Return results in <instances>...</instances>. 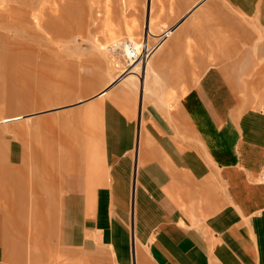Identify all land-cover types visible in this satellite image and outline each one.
Wrapping results in <instances>:
<instances>
[{
  "label": "rangeland",
  "instance_id": "obj_1",
  "mask_svg": "<svg viewBox=\"0 0 264 264\" xmlns=\"http://www.w3.org/2000/svg\"><path fill=\"white\" fill-rule=\"evenodd\" d=\"M236 1L153 0L156 13L151 22L147 48L153 54L160 42L164 54L157 71L149 70L145 79L142 112L144 138L148 136L145 134L146 112L153 109L161 118H166L167 112L177 111L178 103L188 93L193 94L199 77L211 67H220L224 71L227 80L234 86L240 110L253 112L254 109L264 116V21L259 15L264 0H260L259 4H255L254 0H243L245 4ZM145 12L146 0H0V241L4 248L0 264L64 263L60 259L61 253L59 263L46 256V252L55 256L60 252V245L56 243L60 229H55L53 225L56 226L57 215L54 213L57 197L61 194L58 185L61 184L53 179L41 181L43 170L37 153L41 145L38 130L44 125L42 118L54 115L57 117L54 121L57 130L77 131L73 133V142H70L71 136L66 132L68 144L83 146L84 143L101 140L105 149L103 153L108 154L104 148V141L108 138L104 105L112 90L124 87L127 91L125 96L134 98L136 113L138 66L141 65L126 71L123 52L109 47L117 39L133 41L126 27L135 24L141 30L131 37L139 46ZM109 26L118 29L115 39L108 36ZM215 28L223 30L219 32L223 37L218 33L217 38L230 41L227 57L216 54L214 42L209 41V37L213 36L214 39V34L218 32ZM172 37L175 38L174 42L170 41ZM47 99H53V107ZM97 113L100 114L99 122L93 125V130L100 133L99 140L96 133L90 131V126L85 125V121H94ZM136 117L135 114L134 122ZM207 118L206 185L187 187L189 194L185 195L183 203L179 199L175 207H169L167 214L170 218L174 214H184L187 220L181 224L191 229L199 223L203 224L202 235L207 238L205 264H232V261L235 264L236 253L225 237L231 223L226 218L233 214L217 181L215 125L209 112ZM262 123L264 139V119ZM78 135L81 140L78 139L76 143ZM178 136L186 141L183 146L169 142L166 150L169 157L174 158V164L184 166L186 171L192 158H196L194 153H190L194 152L191 147L194 141L187 139V132ZM190 138L193 137L190 135ZM139 157L140 166H145L144 155L140 151ZM167 165L171 166L170 173L168 167L165 172L172 178V165L163 163L160 166L165 168ZM154 167L158 169L159 166ZM8 171H16L18 177L28 179L33 188L27 197L14 195L9 186L6 189ZM259 178L264 180V166ZM104 179L96 181L97 185L103 184ZM77 182L87 187L85 180ZM14 183L22 184L21 181ZM38 184L40 186H36ZM47 189L55 195L53 212H50L51 226L46 231L41 219L46 211L44 198ZM10 199L12 205L8 204ZM102 206V202H98L99 213L103 211ZM188 211L199 214L195 224V213L193 216L190 213L193 226H188L191 222V219L188 221ZM38 222L42 223L43 228L41 245L23 244L21 241L30 240L34 227L38 228ZM128 231L130 236V229ZM260 233L257 232L254 242L259 252L258 264H264V260H261L264 247L260 243L264 241V233ZM6 241L12 243L9 245ZM217 245L222 247L224 255L216 248ZM64 254L63 257H69V252ZM224 257L225 260H222ZM249 264L254 263L251 261Z\"/></svg>",
  "mask_w": 264,
  "mask_h": 264
},
{
  "label": "crops",
  "instance_id": "obj_2",
  "mask_svg": "<svg viewBox=\"0 0 264 264\" xmlns=\"http://www.w3.org/2000/svg\"><path fill=\"white\" fill-rule=\"evenodd\" d=\"M237 2L245 4L243 0ZM254 3L259 4L260 0H254ZM259 12L264 21V7L260 8ZM215 29L218 32L214 34V39L210 36L212 38L209 37V41L214 42L215 53L224 57L230 52L227 47L230 41L217 38L216 35L223 30ZM112 91L104 105L108 127L104 148L108 150V154L103 153L105 149L101 140L78 146L76 143L78 139L81 140L78 135L75 139L76 146L68 144L66 132L71 136L70 142H73V133L77 131H57L56 125L54 127L57 117L54 115L49 114L42 118L44 125L38 130L40 136L44 134L40 139L42 146L39 145L37 151L40 161L43 162L42 170L44 168L41 181L53 179L61 184L58 185L61 194L57 197L54 215L60 220V241L58 239L56 243L60 245L62 255L69 252L68 258L61 255L63 264H134L132 250L135 251V264H205L207 238L202 235L203 224L199 223L191 229L182 225L187 220L184 214H174L170 218L167 213L169 207H175L179 199L183 203L185 195L189 194L188 188L193 185H206L207 112L215 125L214 157L217 164V181L233 214L232 217L226 218L231 223L225 231V237L229 239L236 253L235 264H249L251 261L258 264L259 252L254 239L257 232H261V235L264 233V180L259 178L264 166V139L261 131L264 116L254 109L253 112L248 109L240 110L234 86L227 80L224 71L220 67H211L199 77L193 94L188 93L183 101L178 103L177 111L167 112L166 118H161L153 109L146 112L145 134L148 136L146 139L142 133L140 142L143 139L144 142L139 150L140 154L144 155L145 166H140L139 157L133 176L132 150L137 137L136 121L134 122L135 101L130 95L125 96L127 91L124 87ZM46 101L54 106L53 99ZM99 117L100 114L97 113L94 121H85V125L88 128L90 126V131L96 133L98 140L100 133L96 129L93 130V125L99 122ZM76 122L78 124V121ZM184 132L189 133L187 139L194 141V145L191 144L194 152L190 153H194L196 157L192 158L186 171L184 166L178 167L174 164V158L169 157L166 150L169 148V142L183 146L186 141L178 134ZM190 135L193 138H190ZM62 159H66L65 164ZM163 163L172 165L174 177L171 178L165 172L168 165L165 168L160 166ZM65 166H69V173H65ZM170 167L167 169L169 173ZM15 172H6L9 176L6 189L15 181H21L19 187L24 188L26 192L13 194L27 197L33 187L28 184L27 178L18 177ZM103 179V184L98 186L96 181ZM76 180H85L87 187L79 185ZM88 182H91L90 185ZM54 195L55 193L47 189L46 199L44 198L46 211L41 219L46 231L51 226L50 212H53ZM11 201L12 199L8 204L12 205ZM98 202L103 204L102 213H99ZM188 212V221L195 213L196 224L199 214ZM192 219L188 226H193ZM215 226L216 224L213 225L214 228ZM42 230V223L38 222V228L34 227L30 240L21 242L41 245ZM260 243L264 247V241ZM2 245L0 241V255L4 252ZM64 246L69 249H64ZM217 246L224 255L222 247ZM262 255L261 260H264V250ZM223 259L225 260V257Z\"/></svg>",
  "mask_w": 264,
  "mask_h": 264
},
{
  "label": "bare ground",
  "instance_id": "obj_3",
  "mask_svg": "<svg viewBox=\"0 0 264 264\" xmlns=\"http://www.w3.org/2000/svg\"><path fill=\"white\" fill-rule=\"evenodd\" d=\"M154 4H156V3H154L153 2V0H146V14H145V21H144V25H143V35H141V43H144V45H145V47H146V49L144 48V53L142 54V60L141 61H139V62H131V64H129L130 66H129V68L130 69H132V68H134L135 66H137V65H139V64H141L140 65V67L138 66V70H139V84H138V98H137V105H136V128H137V137L135 138L136 139V143L135 144H133L134 146H133V150H132V154H133V159H132V171H133V176H135V172H136V168H137V165H138V159H139V150L141 149V143H143L144 141V139L140 142V140H141V136H142V123H143V119H142V112H143V92H144V86H145V79H146V76H147V72L150 70V71H157V67L159 66V64H161L160 62H161V58H162V56H163V51H164V49L163 48H160V46H159V44H161L160 42H159V44L157 45V47L155 48L156 49V51L153 53V54H150V50L147 48L148 47V43H149V34H150V30H151V28H152V25H151V22H152V20L154 19V13H156V12H154V9L153 8H155L154 7ZM156 22V21H155ZM133 24V23H132ZM140 27V26H139ZM127 28V29H126ZM125 29H126V31L128 32L127 34H128V36H129V38H131V39H133V41H134V38H132L133 37V34L134 33H138V32H140V30H138V25H130V26H128V27H126ZM117 31H118V29H115V28H113V27H108L107 28V33H108V36L111 38V39H115V37L117 36ZM152 31V30H151ZM169 33V32H168ZM140 34V33H139ZM167 35V34H166ZM132 36V37H131ZM151 36V35H150ZM168 36V35H167ZM143 39H144V41H143ZM174 37H172V39L170 40V41H172V42H174ZM127 40H129V39H126V40H122V41H119L118 39L117 40H115L116 42L115 43H113V45L112 46H110L109 48L111 49V50H115L117 47H119V48H121L120 50L123 52V54L124 55H126V53L128 52V50H127V48L123 45V42L124 41H127ZM131 42H133L132 40H130ZM136 41V40H135ZM167 42H169V41H167ZM134 43V42H133ZM136 43V42H135ZM134 43V44H135ZM169 44H170V42H169ZM157 48H158V50H157ZM139 50V49H138ZM152 55V56H151ZM48 118V117H47ZM55 127V126H54ZM43 129V128H42ZM48 130V129H47ZM46 130V131H47ZM58 131V130H57ZM136 131V130H135ZM49 132V131H48ZM136 134V133H135ZM44 134H42V136H43ZM46 135H47V133H46ZM42 136H40V139H41V137ZM44 137V136H43ZM47 137H48V135H47ZM49 138V137H48ZM43 140H45V139H43ZM49 140V139H48ZM46 142H47V139H46ZM58 144H59V142H58ZM44 145V144H43ZM48 144L46 143V145L45 146H47ZM143 145H145V144H143ZM42 146V145H41ZM44 148V147H43ZM44 150H45V148H44ZM49 150V149H48ZM55 150V148L53 149V151ZM57 150V149H56ZM52 151V152H53ZM44 152V151H43ZM56 152V151H55ZM41 154H42V152H41ZM46 155H47V153H46ZM50 155V154H49ZM65 155V154H64ZM53 156V155H52ZM42 157H43V155H42ZM65 157V156H64ZM44 158V157H43ZM47 158V157H46ZM85 157H83V159H84ZM50 159V158H49ZM40 160H41V158H40ZM45 160H47V159H45ZM63 160V163L65 164V160L64 159H62ZM40 163H43V162H40ZM45 164V163H44ZM58 164V163H57ZM42 167H43V165H42ZM68 167L69 166H65V168H66V170H65V173H69V169H68ZM49 168H50V166H49ZM59 169V168H58ZM43 170H44V168H43ZM90 170H92V169H90ZM93 172V171H92ZM57 173H58V171H57ZM55 175V174H54ZM43 176H44V174H43ZM19 183H13L12 185L10 184V191H12L13 193H25L26 191L24 190V188H22V187H19V185H18ZM29 184V183H28ZM132 189L134 190V183H133V185H132ZM31 190V189H30ZM29 190V191H30ZM17 197V196H16ZM18 201H19V199H18ZM25 203V202H24ZM56 206H57V204H56ZM59 224H60V220H58L57 219V216H56V221H55V225L56 226H54L53 225V227L55 228V229H57L58 228V230L60 229V227H59ZM7 244V243H6ZM11 244V243H10ZM9 244V245H10ZM13 246V245H12ZM14 247V246H13ZM134 247V241L132 240V248ZM8 248L10 249V247L8 246ZM5 249H7L6 247H5ZM12 249V248H11ZM60 253L61 252H59L56 256H55V254L54 253H51V252H46V256H47V258L48 259H52L51 261H53V260H56V261H58V263H59V261H60V259H61V256H60ZM59 256H60V259H59ZM132 257H133V259H132V261L134 262V264H135V251L134 250H132ZM65 261V260H64ZM50 263V262H49Z\"/></svg>",
  "mask_w": 264,
  "mask_h": 264
},
{
  "label": "built area",
  "instance_id": "obj_4",
  "mask_svg": "<svg viewBox=\"0 0 264 264\" xmlns=\"http://www.w3.org/2000/svg\"><path fill=\"white\" fill-rule=\"evenodd\" d=\"M144 34V33H143ZM144 41V39H143ZM123 45L127 48L128 52L125 55V63H126V67L125 69H127L126 71H128L129 68V64H131V62H139L142 60V54L144 53V48L146 49L144 43H139V46H136L133 42H131L130 40L124 41ZM138 48L140 50H138ZM121 48L117 47L115 50H120Z\"/></svg>",
  "mask_w": 264,
  "mask_h": 264
}]
</instances>
